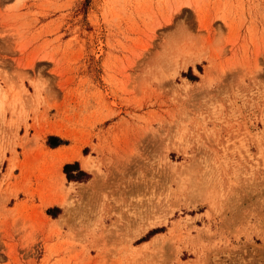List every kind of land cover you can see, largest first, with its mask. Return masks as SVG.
<instances>
[{
	"label": "rangeland",
	"instance_id": "1",
	"mask_svg": "<svg viewBox=\"0 0 264 264\" xmlns=\"http://www.w3.org/2000/svg\"><path fill=\"white\" fill-rule=\"evenodd\" d=\"M0 101V264H264V0H0Z\"/></svg>",
	"mask_w": 264,
	"mask_h": 264
},
{
	"label": "bare ground",
	"instance_id": "2",
	"mask_svg": "<svg viewBox=\"0 0 264 264\" xmlns=\"http://www.w3.org/2000/svg\"><path fill=\"white\" fill-rule=\"evenodd\" d=\"M1 102V101H0ZM1 107V106H0ZM76 157V155H74V154H71V155H68V156H66L65 157V159H67V160H72V159H74ZM83 166L86 168V169H89V170H91L92 168H91V164H90V160L89 159H85L84 161H83Z\"/></svg>",
	"mask_w": 264,
	"mask_h": 264
},
{
	"label": "crops",
	"instance_id": "3",
	"mask_svg": "<svg viewBox=\"0 0 264 264\" xmlns=\"http://www.w3.org/2000/svg\"><path fill=\"white\" fill-rule=\"evenodd\" d=\"M61 145H62L61 142H59V143L55 144L54 147L61 146ZM54 147H53V148H54ZM76 163H78V162H76V161H71V162H65L64 164H65V167H66V166H68V165H70V164H76ZM80 169H81V168L79 167V169L77 170V172L81 173V170H80Z\"/></svg>",
	"mask_w": 264,
	"mask_h": 264
}]
</instances>
